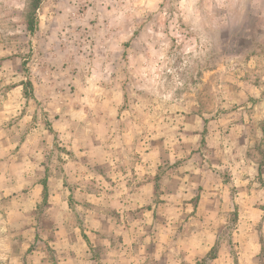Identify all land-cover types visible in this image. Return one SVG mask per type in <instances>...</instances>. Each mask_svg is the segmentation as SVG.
<instances>
[{
    "label": "rangeland",
    "instance_id": "obj_1",
    "mask_svg": "<svg viewBox=\"0 0 264 264\" xmlns=\"http://www.w3.org/2000/svg\"><path fill=\"white\" fill-rule=\"evenodd\" d=\"M32 2L0 0V264H264V0Z\"/></svg>",
    "mask_w": 264,
    "mask_h": 264
},
{
    "label": "trees",
    "instance_id": "obj_2",
    "mask_svg": "<svg viewBox=\"0 0 264 264\" xmlns=\"http://www.w3.org/2000/svg\"><path fill=\"white\" fill-rule=\"evenodd\" d=\"M37 7V4H36V0L35 2H32L29 10L27 11V29L32 31L33 28H34V25H35V21H34V9ZM214 257V256H212Z\"/></svg>",
    "mask_w": 264,
    "mask_h": 264
}]
</instances>
